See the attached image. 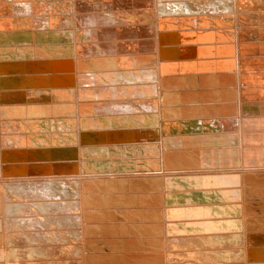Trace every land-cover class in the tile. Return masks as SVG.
Masks as SVG:
<instances>
[{
	"label": "bare ground",
	"instance_id": "1",
	"mask_svg": "<svg viewBox=\"0 0 264 264\" xmlns=\"http://www.w3.org/2000/svg\"><path fill=\"white\" fill-rule=\"evenodd\" d=\"M117 2H119V11H121L119 13H112L113 15L110 16L111 14H108L105 10L104 15H88L89 17L83 15L84 17H82L86 5L81 0H0V264H71V257H67L70 259H65L64 256L71 255L72 239H74L75 241L77 240L78 243L81 244L75 245L73 247V251L74 253H76V255H79V252H83V247L84 251L85 249L88 251L93 250L92 252L97 251L94 250L92 246H90V244L93 242L90 240L94 239L91 238V235H93V233L90 234L89 232H93L95 228H99L97 221L110 219L115 220L116 217L112 218L111 215H107L106 217V214L103 215V212L99 218L92 215L90 210L98 205H102L104 207L107 206L109 209H111L112 207L124 206L125 202H122L121 196L113 195L111 192H109L113 196H109V198H105L104 200L102 198V200L99 201V199L97 198L99 195L97 196V194V197L92 195L93 197L85 199L82 191L85 190V187L83 189L82 186L80 187L79 185H77V183L79 182L78 180L77 183L74 181L75 184H71V182H69L68 180L67 182L64 179L57 180L56 178L55 180L53 176H55L56 173H47L48 171H43L49 170L52 165L54 166L57 164H64L61 166L66 167L68 169V173H71V171H73L71 170V144H73L71 143V139H73L76 134L74 135L73 133H71V126L73 127L75 125H72L73 123H71V116L73 115H71V113L77 114L78 112H74L75 110H94L95 113V110L103 107L105 109L108 108L107 110H110L111 108L116 109V107L119 106L131 109L133 106H135L134 103H140V99L146 100L144 101L146 102V106L153 111L157 110V112H155L157 113L156 116L154 115L155 117H145L146 114L143 117L142 113L141 116L130 118L128 114L127 119H124L123 117L121 119H116V117L114 116L115 120L113 119L112 121V115V117L110 116V118L108 119L109 121L106 122L122 121L126 125L128 124L132 127V129H128L127 127H125L127 129L120 132V139L125 141L120 142L121 144L128 142L133 144L134 142L141 141V139L145 137L154 138L152 133L153 129L149 128V125L157 124V126L159 127L158 132L161 134V143L159 142L160 149L163 155L165 154L164 157L167 161V167H165L169 169L168 174L164 175L167 171L164 174L162 173L163 171L161 172V175L159 174L160 176H162V174L164 175V178H162L163 176L160 177L162 179L160 180L159 184L163 188L166 187V190L167 188H170L171 190L175 189V191L176 189H179V191H173V194L170 193L171 196H169L168 194H162L164 192H156L157 195L160 193L165 196V198L164 196H162L164 199L162 201H165V206L166 203L171 205L170 203H173V198L177 199L176 203H173L174 205L170 206V208L176 207V209L171 210L168 208L171 211H165L166 214L163 216H161L159 213H156V215L153 217V221H156V223H153L152 225L153 231L143 230L144 235L148 236L152 234L159 236L158 238L152 237L153 239L149 237L150 239H148V242H150V245L152 244L154 248L156 247V250L157 248L158 250L163 249V252L154 251L155 253L151 252V255V253H149V251L147 252V250L145 249L146 253L140 252V255H138L139 253H134L129 257L127 256L128 258L124 256V254L126 255L127 252H124V254H122V257L125 258H122L120 257L121 255H119L120 260L123 259V262L140 260L142 262L145 261L148 264H153L149 261L153 260L156 262V264H165L164 259H162L163 255L161 256L160 254H166V257L169 259L170 257L168 253L169 249H171L172 247L179 246V248H184L185 246V248L187 247L188 249L195 248L197 246L198 248H205L206 251H208V249H211V253L213 255L209 254L210 257L214 256L216 259L229 261L228 264H264V168H262V166L259 168L250 167L251 169H249V171L246 170L247 166L245 169L240 168V166H244L245 163H249L251 164L250 166H252L254 165V162H264V118L260 119L254 116L253 118H251L252 115L246 114L243 116H234L236 109L237 111H239V106L237 105L236 107L233 103L230 102V99L234 98L237 94L234 88H228L230 86H228V83H233L234 78L231 75H225L223 73L216 74L217 70L221 71V69L225 68L226 65L230 66L231 63H235V61L233 62V59H229L231 56L228 55L234 54V51H236V49L233 50V52L230 48L229 50L227 49L226 53L228 55L219 56L218 61L221 60L222 62H216V60L214 59L209 60L208 57H205L216 53V51H213L216 50L213 47H211L212 49H210V47H206L209 48V50L206 49L204 54L203 52L197 53L195 50H193V48L188 47L187 43L190 40L188 42H185V45H175L172 42V44L170 43L171 45L167 46L168 44L166 38H172L174 36V31L172 29V34L169 32V30H163L170 33H167L168 36L164 37L165 34L161 35L159 29V25H161L162 23V27L166 23L171 25L174 24L173 27L176 30H179V28L176 27L178 24L181 27L184 25H188L187 27L194 28V32L198 31V33H194L195 36L197 34L200 36L202 34L199 32L203 31V29H212V27L214 28V26H211L210 23H212L213 21L216 22L215 13L219 7H221L222 10H231L238 4L243 5V2H252V4H255L254 6L257 5V8L263 9L264 0H189L184 2L183 0H118ZM113 6H115V4L111 3V5H109L108 7L113 8ZM200 13H206L207 16H197ZM208 14L212 15L208 16ZM176 15L187 16H182V18H175L174 16ZM10 17L15 18L11 19ZM217 17H219V15ZM259 18L263 20L264 14L260 15ZM144 19L151 20L154 26L153 29L155 35H151L150 39H145L141 36H138L145 34L144 32H151V28L149 31L148 28L145 29L144 27H140V25H138L139 23L135 22L136 20L143 21ZM181 30L183 31V29ZM203 32H206L208 36L210 35V38L215 37L213 35V31L211 33L210 30H205ZM77 35H79L78 37L82 39V42H76L75 37ZM101 35H108L106 37L103 36V38L105 37L107 40H102L103 42L101 40H98L97 37ZM117 35L135 36V38L134 40H129L127 43H119L117 41H114L113 39V36ZM194 40V43H198L197 46H195L194 44V47H196L194 49L198 50L199 46L203 45L204 43H201L200 38L197 39V41ZM198 40L200 41L198 42ZM224 41L226 40L224 39ZM190 46L193 47V45L191 44ZM247 46L245 47V52L247 53H264V45L262 47V44L258 46L253 45L252 47L251 45H249V50L247 49ZM259 46H261L262 48H260ZM120 47L125 49L126 51H143V54L138 55V53H136L133 57H127L126 59L118 58L114 54L121 50ZM256 47H258L257 50ZM73 49L74 51H78L83 54L81 57L78 56L80 59L77 58L76 60H74V66L71 64V59L73 58ZM201 51L202 50H200V52ZM185 52L186 54L188 52L186 56H184ZM170 54L173 58L170 57ZM75 57L76 54H74V58ZM184 57H188L189 59L185 60ZM260 61L263 62L264 60L262 61L261 58L255 60V62L259 63ZM126 62L133 64L135 63L138 66L144 67L143 70L145 72H142L141 74L146 76V79H154L155 85L150 84L146 88L144 87L142 89L134 90H127L126 88L122 91L114 88L104 87L103 83L107 84V82L113 81V79L116 78L115 76L118 75V73L114 71L111 66H123V64ZM236 63L238 62L236 61ZM235 64H233V66ZM253 64L254 63H252V65ZM90 67L98 68L101 74L97 72V70H89ZM258 71L262 72L263 70L260 71L258 69ZM136 76H138V78L140 77L139 72H134L133 74H125L122 79L127 80ZM260 83L262 82L259 81V85ZM79 85L80 87L83 86V88L79 89ZM94 85L96 87H94ZM121 85L123 84L121 83ZM86 86L88 88H86ZM89 86L93 88H90ZM183 86L191 88H189V90L183 91V89H181L183 88ZM201 86H204L205 89L199 90ZM77 90H79V92L76 93ZM128 91L132 92V96L135 97L133 99L137 101L139 100V102L130 101L133 100L131 96L129 99H125L124 102H121L119 98L120 96L123 97V95H120L117 92H123L127 94ZM71 93L72 95H74L75 93H79L81 101L80 98H78V101H80L81 103L79 102L78 105L73 106V102L71 105ZM261 95L263 94L261 93ZM124 96L125 98H128V95ZM143 96L148 99L142 98ZM89 100L93 101H91L92 104L88 103ZM183 101H194V104L192 103L191 105H185L182 103ZM101 102L112 104H110L109 107L107 105L105 106V104L101 105ZM118 102H121L120 105ZM129 102H131L132 104ZM97 103H99L100 105L95 106V104ZM89 107L91 108L86 109ZM95 107L97 109H95ZM228 108L229 111L227 110ZM245 108L247 109V111L254 112L252 111V108ZM101 111L102 110H100V112ZM149 111L151 112V110ZM220 111L223 112L222 115H219ZM247 111L245 110L244 112L246 113ZM255 111L264 112V108L256 109ZM83 112L84 111H82V114ZM105 113L108 115L107 111ZM123 115L125 116L126 114ZM200 115H202L203 118L200 117ZM89 116L88 119H90ZM190 116L200 119V121H202L201 123L205 124L200 128L197 127L198 129L194 128L195 130H211V128H209L210 126H214L216 128L222 127L231 129L235 128L238 125L239 131L224 134L221 133L220 130L217 133H215V130H212L214 133L209 132L210 135H197L196 139L198 140L195 141L194 144H191L193 142L192 135H186L188 124H186V122L184 121L179 120V117ZM241 117H244L243 122H241ZM248 117H250L251 119H247ZM261 117L264 116L261 115ZM74 118H76V120L78 121L77 117ZM82 118H80V120ZM167 118L170 120H168ZM102 120L98 122L92 119H86L83 122L84 125H78V130L85 129L88 131L86 127H88L90 123H93L96 126H101L100 122ZM157 120L158 123L156 122ZM81 122L82 120L80 121V123ZM242 126L243 129H241ZM142 128L145 129L141 130ZM108 131L113 132L110 130ZM72 132H74V130ZM92 133L93 132H91V134ZM71 134L74 135L73 138H71ZM104 135L105 142L107 141V144L109 142V138L116 139L114 133L112 135L104 133ZM84 136L85 135H83V137ZM90 136L91 135H88L87 133L84 137L86 139L85 141H88V139H90ZM79 137H81V135H79ZM75 139H78V137H75ZM75 139L74 141L76 143ZM82 139L80 138V141H78L81 142ZM91 140L92 139H90L89 141ZM96 140H98L100 143L101 141H104L97 138ZM117 140L119 141V139ZM82 142L80 144H82ZM115 142L117 141L115 140ZM232 142H238V146L233 147ZM121 144L120 147H123V145L121 146ZM107 147L104 148V151L105 149H107ZM132 147H130L129 145L128 147L124 146L120 149L125 153L131 154H138L143 151V147L138 148L136 145V147L138 148L136 150ZM84 148L85 147H83V149ZM89 148L92 151H95L94 148ZM76 149L77 148H75V150ZM150 149L151 152H153V148H151V146ZM78 150L80 151V148L77 149V151ZM91 150H88L89 156ZM158 150L156 155H158ZM146 151H148V148ZM161 151L159 150V154L161 153ZM97 152L100 151L98 150ZM110 152L114 151L110 150ZM86 154L87 153H85V155ZM98 154L99 153H97V155ZM85 155L81 154L78 156H82L83 158V156L85 157ZM94 155L92 157H94ZM103 155H105V153ZM75 156H77L76 153L74 157ZM127 159L125 158L123 159V161ZM158 160L160 161V159ZM162 160H164L163 157ZM53 161L60 162L54 163ZM63 161L65 162L62 163ZM83 161L81 160L80 162ZM78 162L79 161H76L75 164H72L76 166V163ZM125 162H123V164H125V167L127 164L131 163V161L129 163ZM98 163L102 164L99 161ZM131 165L132 164L124 169L122 168V170L118 169L119 172H107L106 175H102H104V177H109L108 180L112 181L110 182V186L123 184L124 188L122 189V191H135V188L141 189L143 188V186L140 182L137 183V180H140L137 178H142L146 176V174L151 173H147L145 169L144 172L142 170L134 169L135 166L132 167ZM77 167L81 168V165ZM163 167L164 165L161 168ZM56 168L59 169V167L57 166ZM86 168L88 167L86 166ZM112 168H114L113 165ZM82 169L85 170V168H81V170ZM42 174H46V176L47 174H49L51 175V177L49 176V179V177L47 176L48 179H46V176L44 175L45 179H42ZM89 175L87 174L86 176ZM64 176L67 177L66 175ZM114 176H117V178H110ZM87 182L89 183L90 180H88ZM104 183L106 184V182ZM155 184L156 183H154V185ZM110 186L109 191H113L116 193V190H119L117 188H110ZM89 189L96 188H94V185L91 186L90 184ZM254 190L257 193L256 195L253 194ZM104 191L106 192V190ZM143 192L142 194L145 193ZM87 193L85 192L86 195ZM124 195L126 194L124 193ZM129 195H131V193ZM27 198L29 199V201ZM160 198L161 197H159V199ZM25 200L27 202H25ZM111 200L115 201L112 202ZM129 204L130 206L128 209L132 211L143 210V212L141 211L142 214L145 213V208H142L140 204L137 205L134 202H129L127 205ZM164 208L166 209L167 207ZM150 209H152V207ZM78 213H80V215H78ZM107 213H109V211ZM38 214H40V216H38ZM44 215L45 217H43ZM143 219L149 220L148 216H143ZM85 220H87L88 222L84 223ZM115 223L112 224L115 225ZM234 223L235 226H240L241 228L235 231L230 230V227L233 226ZM71 227H74V230H72ZM106 233L107 232L104 231L102 235ZM131 238H129V240H132ZM115 240L117 239L115 238ZM129 240L125 241L124 238V240H117L114 243L112 239L113 243L108 249L109 251L112 250L114 252L115 249L118 248L119 250L124 244H126L129 245V248L130 246H137V248H141V250L137 248L136 250L142 251L143 246L141 245H144V243L140 242L142 240H140L138 237L136 238L135 242ZM98 241L100 243V239ZM153 246L150 247L153 248ZM159 247L161 249H159ZM126 248L127 246L125 247V249ZM148 249H150L149 246ZM190 251H188V253ZM195 251L196 250H194V253ZM3 252L5 253L4 260L1 257ZM8 252L14 255V260L8 259ZM130 252L132 253V251ZM109 253L111 254V251ZM205 253L208 255V252ZM190 254H188V256ZM76 255L74 254V256ZM193 255H191V257H193ZM87 257L86 260L88 258L91 259L95 257L91 262L100 261H97L98 258H96L95 255H90L88 258ZM174 258V260H176L177 257ZM185 260H181L182 263L185 262ZM195 261H197V259ZM167 262L168 261H166V263ZM76 263L79 264L80 262L78 263V261H76ZM101 263L103 262L100 261V264ZM199 263H201V261Z\"/></svg>",
	"mask_w": 264,
	"mask_h": 264
},
{
	"label": "rangeland",
	"instance_id": "2",
	"mask_svg": "<svg viewBox=\"0 0 264 264\" xmlns=\"http://www.w3.org/2000/svg\"><path fill=\"white\" fill-rule=\"evenodd\" d=\"M86 6H85V9H84V11H83V14H82V17H84V16H86V17H89L88 15H104V13H105V10H106V12L108 13V14H111L110 16H112L113 14L112 13H119V12H121V11H119L120 9L118 8V3L119 2H117L118 0H96V2H95V0H81ZM113 1V2H112ZM178 1V0H177ZM179 1H181V0H179ZM184 1H189V0H183V2ZM190 1H193V0H190ZM231 1V0H230ZM235 1V0H234ZM251 1V0H250ZM88 2V3H87ZM82 3V4H83ZM111 3L112 4H115V6H113V8L112 7H108L109 5H111ZM246 4V5H245ZM237 5V4H236ZM255 4L253 3L252 4V2H243V5H241V4H238L237 6H235V8L233 7L231 10H229V9H227V10H222L221 9V7H219L217 10H216V13H215V16H216V22L215 21H213L212 23H210L211 24V26H214V28L212 27V29L210 28H207V29H203V31H205V30H210V33L213 31V35L215 36V37H213V38H210L207 34H206V32H203V31H201V32H199V33H201L202 35H196L195 36V34L196 33H198V31H195L194 32V28L193 27H187L188 25H184V26H179V24L176 26L177 28H179V30H176V29H174V24L173 25H171V24H168V23H166L163 27H162V24L161 25H159V29H160V32H161V35H164V37H167L168 36V34H170V33H172L173 31V33H174V36L172 37V38H169V37H167L166 39H167V46H169V45H171L172 44V42H173V44H175V45H180V44H186L185 42H188L189 40V42L187 43V46L188 47H190V48H193V50H195L197 53L199 52V53H204L205 54V51H206V49L207 50H209V48H206V47H210V49H212L211 47H213L214 49H216V50H213V51H216V53L215 54H211V55H209V56H205V57H208V59L209 60H216V62L218 61V59H219V56H227L228 54L226 53L227 52V49L229 50V48L232 50V52H233V50H235L236 49V51H234V54H229L228 56H231L229 59H233V62L235 61V63H236V61L238 62V63H231L230 64V66H225V68H223V69H221V71L220 70H217L216 71V74H225V75H231L233 78H234V82L232 83V82H230V83H228V88H234V90H235V92H236V96L234 97V98H232V99H230V102L231 103H233L236 107H237V105L239 106V111H237V109H236V112H235V114H234V116H237V115H241V116H243V115H252V117L251 118H253V116L254 117H256V118H260V119H262V118H264V117H261V115L262 116H264V112H256L255 110L256 109H260V108H264V53H253V52H251V53H247V52H245V47L248 45H251V47L254 45V46H258V45H261L262 44V47H263V45H264V19L263 20H261L260 18H259V16L260 15H262V14H264V8L262 9V8H257V5L256 6H254ZM245 9V10H244ZM255 9V10H254ZM101 10H103V11H101ZM110 10V11H109ZM244 10V11H243ZM263 10V11H262ZM88 12V13H86V12ZM95 11H97V12H95ZM101 13H100V12ZM226 11V12H225ZM229 11V12H228ZM238 11V12H237ZM259 11H261V12H259ZM239 12H240V14H239ZM89 13H91V14H89ZM106 13V14H107ZM222 13V14H221ZM235 13V14H234ZM242 13V14H241ZM256 13H257V15H256ZM84 15V16H83ZM209 15H212V14H208V16ZM219 15V17H217ZM182 16H187V15H176V16H174L175 18L176 17H178V18H182ZM197 16H199V17H205V16H207L206 15V13H200V14H198ZM247 16V17H246ZM237 17V18H236ZM11 18V17H10ZM15 18V17H14ZM14 18H11V19H14ZM226 18V19H225ZM233 19V20H232ZM235 19V20H234ZM237 19V20H236ZM239 19V20H238ZM147 21V22H146ZM136 23H139L138 25H140V27H144L145 29L146 28H148L149 29V31H150V28H151V32L150 33H146V32H144L145 34H143V35H138V36H141L142 38H145V39H150V37H151V35H155V32H154V26H153V24H152V22H151V20H146V19H144L143 21H135ZM142 22V23H141ZM146 22V23H145ZM150 23V24H149ZM262 23V24H261ZM136 25V24H135ZM258 26V27H257ZM88 27V26H87ZM90 27V26H89ZM100 28H102V27H100ZM164 28V29H163ZM188 28V29H187ZM169 30V32H167V31H163V30ZM171 29V30H170ZM172 29H173V31H172ZM181 29H183V31L181 30ZM235 30V31H234ZM163 31V32H162ZM172 31V32H171ZM194 34H192V33ZM233 32H234V34H233ZM249 32H250V34H249ZM168 33V34H167ZM176 33H177V35H176ZM179 33V34H178ZM188 33H190V34H188ZM204 33V34H203ZM206 34V35H205ZM179 35V36H178ZM79 35H77L76 37H75V39H76V42H78V43H80V42H82L81 40V38H79L78 37ZM103 36H105V35H101V36H99V37H97V39L98 40H103V41H106L107 39L105 38L106 36H108V35H106L104 38H103ZM187 36V37H186ZM195 36V37H194ZM204 36V37H203ZM205 36H206V38H205ZM179 37H181V38H179ZM190 37H192V38H190ZM212 37V36H211ZM235 37V38H234ZM132 38V39H131ZM134 38H135V36H128V35H117V36H113V39H114V41H117V42H119V43H127L129 40L131 41V40H134ZM176 38H178V39H176ZM188 38H190V39H188ZM199 39L200 38V40H201V43H204L203 45H201V46H199V48H198V50H196V49H194V48H196V47H194V44H195V46H197V44L198 43H194L193 42V40L194 39ZM261 38V39H260ZM106 39V40H105ZM120 39H122V40H120ZM197 39L196 40H194V41H197ZM210 39H213V40H210ZM224 39L226 40V41H224ZM164 40V39H163ZM174 40H175V42H174ZM200 40H198V42L200 41ZM203 40V41H202ZM205 40H207V41H205ZM210 42H209V41ZM233 40H234V42H233ZM251 40V41H250ZM85 41V40H84ZM102 41V42H103ZM165 41V40H164ZM163 41V42H164ZM169 41V42H168ZM192 41V42H191ZM222 41H223V43H222ZM249 41V42H248ZM178 42V43H177ZM205 42H207V43H205ZM228 42V43H227ZM171 43V44H170ZM218 43V44H217ZM226 43V44H225ZM165 44V43H164ZM189 44V45H188ZM190 44L191 45H193V47H191L190 46ZM166 45V44H165ZM205 45V46H204ZM235 45H237V46H235ZM248 46H247V49L249 50L250 48H248ZM260 48H262L261 46H259ZM176 48H178V47H176ZM257 48L258 47H256V50H257ZM120 49L121 50H119V52H116L114 55L115 56H117L118 58H123V59H126L127 57H133L136 53H138V55L139 54H143L141 51H138V52H133V51H126L125 49H123V48H121L120 47ZM200 50H202L201 52H200ZM218 51V52H217ZM72 52H73V58L71 59V64L74 66V60H76L77 58L78 59H80L79 57H81L83 54H81V52H78V51H74V49L72 50ZM76 52V53H75ZM131 53V54H130ZM74 54H76V57L74 58ZM169 54V53H168ZM185 55L184 56H186L187 54H188V52H187V54H186V52L184 53ZM235 54H237V55H235ZM199 55H202V54H199ZM244 56V57H242V56ZM253 55V56H252ZM79 56V57H78ZM197 56H198V54H197ZM204 56V55H203ZM212 56V57H211ZM233 56V57H232ZM236 56V57H235ZM170 57L171 58H173L172 57V55L170 54ZM216 57V58H215ZM235 57V58H234ZM238 58V59H237ZM258 58H261V60L263 61V62H261L260 61V63L259 62H255V60H257ZM184 59L186 60V59H189L188 57H184ZM237 59V60H236ZM251 60V61H250ZM254 60V61H253ZM219 61H221V60H219ZM218 61V62H219ZM222 62V61H221ZM252 63H254L253 65H252ZM233 64H235L234 66H233ZM239 66H238V65ZM133 65H134V67H133ZM237 67V68H236ZM239 67V68H238ZM111 68L114 70V71H116L117 73H118V75H116L115 77L116 78H114L113 79V81H110V82H107V84L106 83H103V85H104V87H108V88H114V89H117V90H123V89H126L127 88V90H131V89H142V88H146V87H148L150 84L151 85H155V80L153 79H151V78H149V79H146L145 77L146 76H144L143 74H141L142 72H145L143 69H144V67H141V66H138L137 64H133V63H124L123 64V66H119V65H116V66H111ZM114 68H116V69H114ZM121 70H119V69ZM122 68V69H121ZM137 68V69H136ZM235 68V69H234ZM94 70V71H96L97 70V72H99L100 73V70L98 69V68H94V67H90V69L89 70ZM117 69H118V71H117ZM233 69H234V71H233ZM258 69L260 70V71H262V72H259L258 71ZM138 70V71H137ZM232 72H231V71ZM250 72H249V71ZM141 71V72H140ZM236 71V72H235ZM243 71V72H242ZM252 71H253V73H252ZM134 72H139V75H140V77L138 78V76H136V77H134V78H131V79H127V80H125V79H122L123 78V76L125 75V74H133ZM237 73V74H235V73ZM255 72V73H254ZM123 73V74H122ZM101 74V73H100ZM215 74V75H216ZM233 74V75H232ZM134 75H137V74H134ZM237 75H238V77H237ZM119 76V77H118ZM119 78V79H118ZM140 78H141V80H140ZM121 79V80H120ZM145 81H144V80ZM135 81V82H133V81ZM244 80V81H243ZM121 81H123V82H121ZM149 81H151V82H149ZM154 81V82H153ZM259 81L260 82H262V83H260V85H259ZM138 82V83H137ZM142 82V83H141ZM145 82V83H144ZM241 82V83H240ZM121 83L123 84V85H121ZM129 83V84H128ZM135 83V84H134ZM243 83V84H242ZM116 84V85H115ZM258 84V85H257ZM125 85V86H124ZM226 85V84H225ZM224 85V86H225ZM251 85V86H250ZM263 85V86H262ZM92 86V85H91ZM91 86H89L90 88H93V87H91ZM115 86V87H114ZM128 86V87H127ZM216 86V85H215ZM219 86V85H218ZM221 86V85H220ZM239 86V87H238ZM243 86V87H242ZM245 86V87H244ZM79 87V89L81 88H83V86L82 87H80V85L78 86ZM94 87H96L95 85H94ZM86 88H88L87 86H86ZM189 88H191V87H186V86H183V88H181V89H183V91H186V90H189ZM237 88V89H236ZM239 88V89H238ZM258 88V89H257ZM196 89H197V87H196ZM202 89H205V87L204 86H201L200 87V89L199 90H202ZM90 90V89H89ZM260 90V91H259ZM246 91V92H245ZM77 92H79V90H77L76 91V93ZM238 92H239V95H238ZM258 92V93H257ZM74 94V95H72V93H71V100H72V102H71V105H72V103L74 102V104H73V106H76V105H78V103L81 101V97H80V95H79V93L78 94ZM117 93H119L120 95H123V97L122 96H120V101L121 102H124L125 101V99H129L130 98V96H131V98L133 99V98H135V97H133L132 96V92H130V91H128L127 92V94H125V93H121V92H117ZM244 93H246V94H244ZM261 93L263 94V95H261ZM78 95V96H77ZM124 95H128V98H125V96ZM74 100H73V99ZM75 98H77V99H75ZM78 98H80V101H78ZM142 98H144V99H148V98H145L144 96L142 97ZM124 99V100H123ZM240 101H239V100ZM236 100V101H235ZM253 102H252V101ZM261 100V101H260ZM76 101V102H75ZM92 100H89L88 101V103H90V104H92V102H91ZM130 101H137V100H130ZM142 101V102H141ZM144 101H146V100H143V99H140V103L139 104H135L134 103V105L135 106H133L131 109H128V108H126V107H122V106H119V107H116V109L115 108H111L110 110H107L108 108H99L100 110H104L103 111V113H102V111L100 112V110L99 109H97L96 107H95V109H97V110H95V113H96V115H95V113H94V110H79V109H77V111L75 110L74 112H78V113H80V114H76V113H71V115L73 116H71V123H73L72 125H74L73 127L71 126V133H73L74 135L76 134L77 135V132H78V135L76 136L75 135V137L77 138L78 137V139H75V137H74V135L73 134H71L72 135V137L71 138H73V139H71V143H73V144H71V170H73V171H71V173L69 172L68 173V169L66 168V167H64V166H61V165H64V164H60V165H50L51 167L49 168V170H44L43 172H45V171H48L47 173H56L55 174V176H53V178L56 180V178H57V180H65V181H69V182H71V184L73 183V184H75V182L77 183L78 181V183H77V185H79L80 187L82 186L83 187V189H84V187H85V190H82L83 191V194H84V197H85V199H87V198H90V197H93V196H95V197H97L98 195V199H99V201L100 200H102V198H103V200L105 199V198H109V196H113V195H120L121 196V198H122V202H125V205L124 206H118V207H112L111 209H109L107 206H102V205H98V206H96V207H93L91 210H90V212H91V214L92 215H94V216H97V217H99L100 218V215H102V213H103V215H105L106 214V217H107V215H111V217L112 218H115L116 217V219L115 220H100V221H97V223H98V227L99 228H95L94 229V231L93 232H89L90 234H92L93 233V235H91V238H93L94 240H90V241H93L91 244H90V246H92V248H94V250H97L96 252H92L91 250L90 251H88V250H86L85 249V251L83 250L84 249V247H83V249H82V253L81 252H79L80 254L78 255H76V253H74V251H73V247L75 246V245H81L80 243H78V241L76 240H74V239H72V237H71V239H72V241H71V255H65L64 257H65V259L67 258V257H71V264H77L76 263V261H78V263L79 264H84L85 262V264H100V261L101 262H103V263H101V264H108V263H112V264H124V263H129V264H148V263H146L145 261L144 262H142V261H138V260H131V262H129V261H127V262H123V259L122 260H120V257H122V254H124V252L126 253V255L124 254V256H130V255H133L134 253H139L138 255H140V252L141 253H146L145 251L147 250V252L149 251V253H151V252H153V253H155L154 251H156V252H163V249H161L160 247H159V249H161V250H158V248H157V250H156V247L154 248V246L151 244L150 245V242H148V239H150V238H158L159 236H157V235H144L143 234V232L144 231H153V228H152V225H153V223H156V221L154 222L153 221V217L156 215V213H159L161 216H163V215H165L166 214V212L165 211H168L169 209H171V210H174V209H176V207H171L170 208V206L171 205H174L173 203H176V201H177V199H174L173 198V203H170L171 205H169L168 203H166V206H165V201L163 202L162 200H164L163 199V197L162 196H164V195H166V194H168L169 196H171V194L170 193H174V192H176V191H179V189H176V191H175V189H170V188H167V190H166V187L165 188H163V187H161L160 186V180L162 179V178H164V175H166V174H168V172H169V169L168 168H166L167 167V161H166V159H165V154L163 155V153H162V151H161V149H160V143H161V134L158 132V130H159V127L157 126V124H155V125H152V124H150L149 125V128H151V129H153L152 130V133H153V136H154V138L153 137H145V138H143V139H141V141H137V142H134L133 144L132 143H120V142H125L124 140H122V139H120V137H121V134H120V132L121 131H124V130H126L127 128L128 129H132V127L131 126H129L128 124L126 125L124 122H122V121H120V122H106V121H109L108 119L110 118V116L112 117V115H113V117L111 118V120L113 121V119L115 120V117H116V119L117 118H124V119H127L128 118V114H129V117L130 118H132V117H135V116H141V114H142V116L144 117V115H145V117H149V116H152V117H155L156 116V114L157 113H155V112H157V110H155V111H153L152 109H150L149 107H147L146 106V102H144ZM121 102H118L119 103V105H120V103ZM137 102H139V100L137 101ZM240 102V103H239ZM81 103V102H80ZM87 103V104H88ZM129 103H131V102H129ZM183 104H185V105H191L192 103L194 104V101L193 102H185V101H183L182 102ZM239 103V104H238ZM101 105L102 104H105V106L107 105V106H109L110 104H112V103H105V102H101L100 103ZM99 103H97V104H95V106H99L100 105ZM132 104V103H131ZM130 105V104H129ZM136 105H138V106H136ZM110 107V106H109ZM112 107V106H111ZM121 107V108H120ZM137 109H136V108ZM139 107V108H138ZM245 107H248V108H252V111H254V112H251V111H247V109L245 108ZM91 107H89V108H86V109H90ZM118 108V109H117ZM134 108V109H133ZM141 108V109H140ZM145 108V109H144ZM147 108V109H146ZM116 111H115V110ZM120 109V110H119ZM128 109V110H127ZM151 110V112L149 111V110ZM235 109V108H234ZM253 109H255V110H253ZM114 110V111H113ZM122 110V111H121ZM126 112H125V111ZM134 112H133V111ZM146 110V111H145ZM228 111H229V108L227 109ZM247 111L246 113L244 112V111ZM80 111V112H79ZM82 111H84L83 112V114H82ZM99 111V112H98ZM107 111V113H108V115L105 113ZM109 111V112H108ZM136 111V112H135ZM144 111V112H143ZM90 114H89V113ZM128 112V113H127ZM149 112V113H148ZM221 112V113H220ZM219 112V115L221 114L222 115V111H220ZM93 113V114H92ZM102 114V115H100V114ZM105 113V114H104ZM115 113V114H114ZM119 114V115H118ZM123 114H126L127 115V117H126V115L124 116ZM137 114V115H136ZM140 114V115H139ZM229 114H230V112H229ZM233 114V113H232ZM78 115V116H77ZM79 115H81V116H79ZM90 115V116H89ZM94 115V116H93ZM101 117H100V116ZM123 115V116H122ZM131 115V116H130ZM133 115V116H132ZM155 115V116H154ZM84 116H86V117H84ZM88 116H89V118L90 119H88ZM95 116H97V117H95ZM105 116H107V117H105ZM109 116V117H108ZM115 116V117H114ZM117 116H120V117H117ZM183 116V115H182ZM232 116V115H231ZM257 116H259V117H257ZM74 117H77L78 118V121L76 120V118H74ZM83 117V118H82ZM103 117V118H102ZM126 117V118H125ZM200 117H202V115H200ZM250 117H248L247 119H251ZM80 118H82L81 120H82V122L81 123H83L84 122V120H95V121H100V120H102L101 122H100V125L101 126H96V125H94L93 123H90V125L88 126V127H86V129H88V131L87 130H85V129H82V130H78L79 129V126L80 125H84V123L83 124H81L80 123ZM203 118V117H202ZM207 118V117H206ZM242 118V120H241V122H243V118L244 117H241ZM246 118V117H245ZM168 119V118H167ZM208 119V118H207ZM168 120H170V119H168ZM179 120H181V121H184V122H186V124H188V129H187V131H186V135L187 134H189V135H192V137H193V142L191 143V144H194V142L195 141H197L198 139H196V136L197 135H199V134H202V135H210L209 134V132L210 133H212L213 131L212 130H215V133H217L219 130H220V132L221 133H224V134H228V133H232V132H238L239 131V127H238V125L235 127V128H222V127H214V126H210L209 128H211V130H209V129H206V130H204L203 129V131L201 130V131H199V130H197L198 128H200L202 125H205V124H202L201 122L202 121H200V119H197L196 117H179ZM76 121V122H75ZM75 122V123H74ZM88 122V121H87ZM157 123H158V120L156 121ZM261 122V121H260ZM264 122V121H263ZM262 122V123H263ZM78 123V124H77ZM115 123H116V125L118 126H116L115 125ZM117 123H119V124H117ZM201 124V125H200ZM78 126V128H77V126ZM108 125V126H107ZM112 125V126H111ZM124 125V126H123ZM75 126H76V128H75ZM207 126V125H206ZM113 127V128H112ZM125 127H127V128H125ZM198 127V128H197ZM109 128V129H108ZM120 128V129H119ZM194 128H197L196 130L194 129ZM206 128V127H205ZM122 129V130H121ZM145 128H142L141 130H144ZM241 129H243V126L241 127ZM74 130V132H72ZM90 130V131H89ZM108 130H110V131H113V132H109ZM193 130H195V131H193ZM81 131H82V133H81ZM263 131H264V128H263ZM91 132H93L92 134H91ZM198 132V133H197ZM200 132V133H199ZM204 132V133H203ZM81 133V134H80ZM85 133V134H84ZM88 133V135H91L92 136V138H91V136L89 137L90 139H92L91 141H89L90 139H88V141H85L86 139L84 138L85 136H86V134ZM90 133V134H89ZM104 133H106V134H113L114 133V136L116 137V139H114V138H109V142H108V144H107V141L105 142V135H104ZM214 133V132H213ZM184 134V133H183ZM79 135H81V137H79ZM83 135H85L84 137H83ZM95 137H94V136ZM170 136H172V135H170ZM95 139H94V138ZM82 139V144H80L81 142H79L80 140L79 139ZM96 138L97 139H100V140H104V141H101V143L98 141V140H96ZM159 138V139H158ZM172 138V137H171ZM74 139L76 140V143H75V141H74ZM117 139H119V141L117 140ZM147 139V140H146ZM153 139V140H152ZM73 140V141H72ZM79 140V141H78ZM115 140L117 141V142H115ZM152 140V141H151ZM159 140V141H158ZM78 141V142H77ZM92 141H94V142H92ZM134 141H136V140H134ZM156 141H157V143H156ZM89 142V143H88ZM97 142V143H96ZM112 142V143H111ZM144 142V143H143ZM149 142H150V144H149ZM160 142V143H159ZM80 145H82V146H80ZM117 143H119V144H117ZM140 143V144H139ZM148 143V144H147ZM155 143V144H154ZM93 144V145H92ZM105 144H107L106 145V147H107V149H105V151H104V148H106L105 147V145L103 146V145ZM120 144H121V146L123 145V147L125 146V147H128L129 145H130V147H132V145H133V147L132 148H134L135 150L136 149H138L139 147H143L142 148V150L144 151H141L140 153H136V154H131V153H125V152H123L120 148H123V147H120ZM128 144V145H127ZM135 144V145H134ZM141 144H143V145H141ZM153 144V145H152ZM73 145V146H72ZM83 145H85V146H83ZM90 145V146H89ZM101 145V146H100ZM109 145H111V146H109ZM136 145H137V147H136ZM148 145V146H147ZM76 146V147H75ZM94 146V147H93ZM114 146V147H113ZM150 146H151V148H153V152H151V149H150ZM232 146L233 147H237L238 146V142H232ZM248 146V145H247ZM73 147H75V148H77V149H79L80 148V151L78 150L77 151V149L75 150V148H73ZM81 147H82V150H85V151H82L81 150ZM83 147H85L84 149H83ZM87 147V148H86ZM89 147H92V149L94 148V150L95 151H92ZM96 147V148H95ZM103 147V148H102ZM156 147H157V149H156ZM89 148V149H88ZM97 148H98V150L100 151V152H97L98 150H97ZM111 148V149H110ZM115 148H116V152H115ZM147 148H148V151H146L147 150ZM101 149V150H100ZM120 149V150H119ZM161 151V153L159 154V150ZM91 150V153H90V156H89V151ZM97 150V151H96ZM110 150L111 151H114V152H110ZM157 150H158V155H156L157 154ZM74 151V152H73ZM84 152V153H82V152ZM88 151V152H87ZM155 151V152H154ZM74 154H73V153ZM80 152V153H79ZM118 152V153H117ZM148 152V153H147ZM75 153L77 154V156H75L74 157V155H75ZM85 153H87L86 155H85ZM94 153H95V155H94ZM97 153H99L98 155H97ZM101 153H102V155H101ZM105 153V155H103ZM108 153H110V154H108ZM117 153V154H116ZM120 153H122V154H120ZM85 155V157L83 156V158H84V161H83V158H82V156L80 157V156H78V155ZM112 154V155H111ZM125 156H124V155ZM128 156H127V155ZM131 154V155H130ZM94 155V157H92ZM109 156V157H107V156ZM144 155V156H143ZM147 155V156H146ZM153 155V156H152ZM97 156H99V157H97ZM104 156V157H103ZM115 156V157H114ZM118 156V157H117ZM127 156V157H126ZM131 156V157H130ZM156 156V157H155ZM163 157V159L164 160H162V157ZM76 157H77V160H76ZM89 157H90V159H91V161H92V163H91V161H90V159H89ZM102 157V158H101ZM116 157H117V159H116ZM121 157V158H120ZM134 157V158H133ZM138 157V158H137ZM140 157V158H139ZM146 157V158H145ZM151 157H153V158H151ZM159 157V158H158ZM80 158V159H79ZM107 158V159H106ZM112 158V159H111ZM121 159V160H119V159ZM127 159V160H125V161H123V159ZM144 160H143V159ZM149 158H151V159H149ZM79 159V160H78ZM88 159H89V162H88ZM99 159H101V160H99ZM105 159H106V161H105ZM137 159H138V161H137ZM158 159H160V161L158 160ZM79 161L78 163H76V166L75 165H73L72 163H74L75 164V162L76 161ZM83 161V162H80V161ZM87 160V161H86ZM97 161V164H96V161ZM108 160V161H107ZM113 160V161H112ZM141 160V161H140ZM149 160V161H148ZM263 160H264V158H263ZM94 161H95V163H94ZM98 161L100 162V163H102V164H99L98 163ZM111 161H112V163H111ZM115 161V162H114ZM119 161V162H118ZM131 161V163H129ZM151 161H152V163H151ZM165 163H164V162ZM54 163L55 162H60V161H53ZM65 161H63L62 163H64ZM123 162H125V163H129V164H127L126 165V167H128L130 164H132L131 166L132 167H134L135 166V168L134 169H138V170H142L143 172L146 170V172L147 173H151V174H146V176H144V177H142V178H137V179H140V180H137L138 182L137 183H141L142 184V186H143V188H135V191H122V189L124 188V185L123 184H116V186H110V182H112V181H110V180H108V178L109 177H107V176H105L104 177V175H106L107 174V172H119V170H122V168L124 169V168H126L125 167V164H123ZM146 162V163H145ZM153 162H154V164H153ZM156 162V163H155ZM158 162V163H157ZM160 162V163H159ZM53 163V164H54ZM87 163H89V164H87ZM94 163V164H93ZM103 163H104V165H103ZM108 165H107V164ZM109 163H111V164H109ZM118 163V164H117ZM135 163V164H134ZM138 163V164H137ZM141 165H140V164ZM164 163V164H163ZM83 164V165H82ZM85 164V165H84ZM92 166H91V165ZM99 164V165H98ZM107 166H106V165ZM143 164V165H142ZM156 164V165H155ZM158 164V165H157ZM164 165V169H166V170H164L163 168H161L163 165ZM239 164V163H238ZM254 165H252V166H250L251 164H249V163H245L244 164V166H240V168H246V166H247V168H246V170H248L249 171V169H251V168H254V167H256V168H259V167H261L262 166V168H264V162H254L253 163ZM81 165V168H85V170H83V172H82V170H81V168H79V167H77V166H80ZM112 165H113V167L114 168H112ZM122 167H121V166ZM138 165H139V167H138ZM162 165V166H161ZM56 166L57 167H59V169L58 168H56ZM61 166V167H60ZM83 166H85V167H83ZM86 166L88 167V168H86ZM90 166V167H89ZM100 166H104V167H100ZM117 166V167H116ZM118 166H119V168H118ZM159 166V167H158ZM161 166V167H160ZM166 166V167H165ZM258 166V167H257ZM53 167V168H52ZM93 167H95V168H99L98 170L97 169H95V168H93ZM111 167V168H110ZM150 167V168H149ZM251 167V168H250ZM75 170H74V169ZM91 168V169H90ZM117 168V169H116ZM143 168V169H142ZM154 168V169H153ZM255 168V169H256ZM52 169V170H51ZM78 169V170H77ZM102 171H101V170ZM113 169V170H112ZM119 169V170H118ZM145 169V170H144ZM149 169V170H148ZM162 169V170H161ZM168 169V170H167ZM61 170V171H60ZM87 170H88V172H87ZM94 170V171H93ZM106 170V171H105ZM111 170V171H110ZM155 170V171H154ZM160 170V171H159ZM52 171V172H51ZM58 171V172H57ZM66 171V172H65ZM76 171V172H75ZM90 171V172H89ZM95 171H97V172H95ZM100 171V172H99ZM104 171V172H103ZM150 171V172H149ZM163 171V172H162ZM167 171V172H166ZM64 172V173H63ZM99 172V173H98ZM153 172V173H152ZM160 172V173H159ZM161 172L164 174L165 172V174L163 175L162 174V176H160L161 175ZM171 172V171H170ZM69 175H68V174ZM80 173V174H79ZM89 175V176H86L87 174ZM158 173V174H157ZM264 173V172H263ZM59 174V175H58ZM99 175V176H97V175ZM102 174H104V175H102ZM156 174V175H155ZM160 174V175H159ZM46 176V174H42V176H43V178L42 179H45V176ZM64 175H68L69 177H70V179H69V177L67 176V177H65ZM83 175V176H82ZM93 175H95V176H93ZM47 176L49 177H51V175H49V174H47ZM47 176H46V179H48L47 178ZM86 176V177H85ZM153 176V177H152ZM156 176H158V177H156ZM50 177H49V179H50ZM61 177V178H60ZM62 177H65V178H62ZM151 177V178H150ZM156 177V178H155ZM160 177H162V178H160ZM59 178V179H58ZM97 180H95V179ZM99 178V179H98ZM110 178H117V176L115 177H110ZM150 178V179H149ZM153 178V179H152ZM80 179V180H79ZM91 179H93L94 180V182H93V180H91ZM104 179H105V181H104ZM107 179V180H106ZM148 179V180H147ZM158 179V180H157ZM78 180V181H77ZM84 180H86V181H84ZM88 180H90V182L88 183L87 181ZM106 182V184L103 182ZM128 180H132V179H128ZM145 180V181H144ZM67 181V182H68ZM73 181V182H72ZM75 181V182H74ZM81 181H83V182H81ZM115 181H117V180H115ZM114 181V182H115ZM82 184H81V183ZM96 182V183H95ZM103 182V183H102ZM129 182H136V181H129ZM158 182V183H157ZM83 183H84V185H86V184H88V185H86V186H84L83 185ZM98 183V184H97ZM102 183V184H101ZM109 183V184H108ZM145 183V184H144ZM147 183H148V185H147ZM154 183H156L155 185H154ZM90 184H91V186H93L94 185V188H96V189H89V186H90ZM2 185V184H1ZM98 185V186H97ZM100 185H101V187H100ZM103 185H104V187H103ZM109 186H110V188H117V189H119V190H116V193L115 192H113V191H109ZM118 186H120V187H118ZM146 186V187H145ZM153 186V187H152ZM79 187V188H80ZM157 187V188H156ZM159 187H161V188H159ZM100 190H99V189ZM146 188V189H145ZM89 189V190H88ZM144 190V192H143V190ZM152 189H154V190H152ZM162 189V190H161ZM164 189V190H163ZM169 189V190H168ZM97 190H98V192H97ZM104 190H106V192L104 191ZM141 190V191H140ZM161 190V191H160ZM119 191V192H118ZM140 193H138V192ZM157 191H159L160 193L161 192H164V193H162V194H164V195H162V194H158L157 195ZM174 191V192H173ZM85 192L87 193V195L85 194ZM97 192V193H96ZM100 192H102V193H100ZM109 192H111V193H109ZM126 194V195H124V193ZM128 192V193H127ZM131 193V195H129L130 193ZM135 192V193H134ZM142 192L144 193V194H142ZM157 192V193H156ZM95 193V194H94ZM100 193V194H99ZM104 193V194H103ZM106 193V194H105ZM148 195H147V194ZM155 193V194H154ZM96 194H97V196H96ZM101 194H103V195H101ZM123 194V195H122ZM133 194V195H132ZM253 194L254 195H256L257 193H256V191L254 190L253 191ZM93 195V196H92ZM140 195V196H139ZM142 195V196H141ZM155 195V196H154ZM157 195V196H156ZM161 195V196H160ZM87 196V197H86ZM101 196V197H100ZM127 196H129V197H127ZM173 196V195H172ZM127 197V198H126ZM132 197V198H131ZM136 197V198H135ZM146 197V198H145ZM159 197H161L160 199H159ZM125 198V199H124ZM130 198V199H129ZM152 198V199H151ZM164 198H165V196H164ZM28 199V198H27ZM26 199V200H27ZM157 199V200H156ZM25 200V202H27ZM140 200H142V201H140ZM161 200V201H160ZM28 201H29V199H28ZM112 202L113 201H115V200H111ZM152 203H151V202ZM111 202V203H112ZM129 202H134L135 204H137V205H141L142 206V208H145V215L144 214H142V212H143V210H135V211H139V212H135V211H132V210H130V209H128L129 208V206H130V204L129 205H127ZM164 204H163V203ZM203 202V201H202ZM162 205H161V204ZM157 204V205H156ZM152 207V209H150L151 207ZM162 206H164V207H167L166 209L164 208V207H162ZM102 207V208H101ZM123 207V208H122ZM124 207H126V208H124ZM147 207V208H146ZM98 208V209H97ZM100 208V209H99ZM115 208V209H114ZM117 208V209H116ZM121 208V209H120ZM142 208H140V209H142ZM158 210H157V209ZM163 210H161V209ZM165 210H164V209ZM169 208V209H168ZM94 209V210H93ZM105 209V210H104ZM171 210H169V211H171ZM264 210V209H263ZM109 211V213H107ZM113 211V212H112ZM142 211V212H141ZM168 211V212H169ZM129 212V213H128ZM151 212V213H150ZM162 214H161V213ZM117 213V214H116ZM134 213V214H133ZM227 213V212H226ZM98 214V215H97ZM126 214V215H125ZM148 214V215H147ZM78 215H80V213H78ZM148 216V219L150 220H147V219H143V216H145V217H147ZM38 216H40V214H38ZM120 216V217H119ZM132 216V217H131ZM136 216V217H135ZM43 217H45V215L43 216ZM125 217V218H124ZM134 217V218H133ZM105 219V218H104ZM124 219V220H123ZM133 221H132V220ZM129 220V221H128ZM142 220V221H141ZM124 221V222H123ZM86 222H88L87 220H85V222L84 223H86ZM116 222V223H115ZM119 224H118V223ZM139 222V223H138ZM145 222V223H144ZM152 222V223H151ZM97 223H94V224H97ZM112 223H115V225L114 224H111ZM122 223H123V225H122ZM124 223H126V224H124ZM136 224V223H138V224H136V225H134V224ZM142 223V224H141ZM101 224V225H100ZM104 224V225H103ZM126 225V226H125ZM106 226V227H105ZM113 226V227H112ZM111 227V228H110ZM135 227V228H134ZM139 227V228H138ZM104 230H103V229ZM143 228V229H142ZM241 227L239 226V227H237V226H235V223H234V225L233 226H231L230 227V230H232V231H235V230H239ZM71 229L72 230H74V227H71ZM109 230V231H108ZM139 230V231H138ZM144 230V231H143ZM104 231H106L107 233V235L106 234H103L102 235V233L104 232ZM142 231V232H141ZM129 232V233H128ZM89 234V235H90ZM131 234V235H130ZM139 234V235H138ZM140 234H142V235H140ZM133 236V237H132ZM140 239V240H142V241H140L141 243H144V245L142 244L141 246H143L142 248V251H140L141 250V248H137V246L136 247H131L130 246V248L128 247L129 245H126V244H124L123 246H122V250L121 249H119L118 250V248L117 249H115L114 250V252L112 251V250H110L111 251V254L109 253L110 251H109V247H111V244L114 242H116L117 240L118 241H120V240H124V238H125V241H127V240H129V238H131L132 240H129V241H133V242H135V240H136V238L137 237ZM157 236V237H156ZM161 236V235H160ZM150 237V238H149ZM115 238L117 239V240H115ZM121 238V239H120ZM128 238V239H127ZM143 238V239H142ZM152 238V239H153ZM100 239V243H99V240ZM105 239H107V240H105ZM112 239H113V242H112ZM120 239V240H119ZM134 239V240H133ZM105 240V241H104ZM96 241H98V242H96ZM107 241V242H106ZM77 242V243H76ZM94 242H96V243H94ZM103 242H105V243H103ZM94 243V244H93ZM98 243H99V245H98ZM147 244H149V245H147ZM95 245V246H94ZM98 245V246H97ZM101 245V246H100ZM116 245V244H115ZM127 246V248L125 249V247ZM147 245V246H146ZM104 246V247H103ZM105 246H106V248H105ZM148 246H149V248L150 249H148ZM150 246H153V248L152 247H150ZM97 247V248H96ZM147 247V248H146ZM90 248V247H89ZM129 248V249H128ZM136 248L137 249H140V250H136ZM175 248V249H174ZM179 246H176V247H172L171 249L173 250H171V249H169V259L166 257L167 255L166 254H160L161 256H162V259H164V262H165V264H228L229 263V261H224V260H222V259H216L214 256H209V254L210 255H213L212 253H211V249L209 250L208 249V251H206V249L205 248H203V247H195V248H188L187 249V247L185 248V246H184V248L183 247H181V248H179ZM103 251H102V250ZM108 249V250H107ZM124 249H125V251H124ZM133 249V250H132ZM146 249V250H145ZM187 249V250H186ZM98 250H99V253H98ZM183 250V251H182ZM191 250V251H190ZM194 250H196L195 251V253H194ZM204 250V251H203ZM88 251V252H87ZM101 251V252H100ZM118 251H120V252H118ZM130 251H132V253L130 252ZM174 251H175V253H174ZM180 251V252H179ZM185 251V252H184ZM187 251V252H186ZM188 251H190L189 253H188ZM210 251V252H209ZM105 252V253H104ZM116 252V253H115ZM129 252V253H128ZM172 252V253H171ZM194 253V255H193V253ZM197 252V253H196ZM204 252V253H203ZM205 252H208V255L205 253ZM84 253V254H83ZM90 253V254H89ZM91 253H94V254H91ZM97 253V254H96ZM179 255H178V254ZM183 253H184V255H183ZM186 253H188V254H190L189 256H188V254H186ZM199 253H201V254H199ZM5 253L3 252L2 253V255H1V257H2V259L4 260L5 259V255H4ZM74 254L76 255V256H74ZM82 254H83V256H82ZM102 254V255H101ZM103 254H104V256H103ZM206 254V255H205ZM87 255H88V257L90 256V255H95L96 256V258H98L97 259V261L98 260H100V261H98V262H91V261H93L92 259H94L95 257H93V258H91V259H89L88 257H87ZM110 255V256H109ZM113 257H112V256ZM119 255H121L120 257H119ZM151 255H152V253H151ZM182 255V256H181ZM188 257H187V256ZM191 255H193V257H191ZM196 255V256H195ZM204 255V256H203ZM4 256V257H3ZM14 255H12L10 252H8V259H11V260H14L15 259V257H13ZM98 256V257H97ZM116 256V257H115ZM165 256V257H164ZM187 258H185V257ZM202 257V258H200V257ZM207 256V257H206ZM6 257H7V254H6ZM83 257H84V259H83ZM86 257L90 260V263H89V260L87 261L86 260ZM127 257V258H128ZM174 257H177L176 258V260H177V263H176V260H174L175 258ZM191 257V258H190ZM82 258V259H81ZM101 258V259H100ZM122 258H125V257H122ZM189 258V259H188ZM197 259V261H195L196 259ZM204 258V259H203ZM207 258V259H206ZM215 258V259H214ZM67 259H70V258H67ZM77 259V260H76ZM166 259V260H165ZM186 259V260H185ZM74 260V261H73ZM172 260V261H171ZM184 261L185 260V262H183L182 263V261ZM191 260V261H190ZM203 260V261H202ZM134 261H136V262H134ZM150 261V263H153V264H156V262L155 261H153V260H149ZM166 261H168L167 263H166ZM181 261V262H180ZM193 261V262H192ZM201 261V263H199ZM220 261V262H219ZM4 262V261H3ZM105 262V263H104ZM172 262H174V263H172ZM190 262V263H189ZM192 262V263H191ZM196 262V263H195ZM205 262V263H204ZM207 262V263H206ZM242 264V263H241Z\"/></svg>",
	"mask_w": 264,
	"mask_h": 264
}]
</instances>
